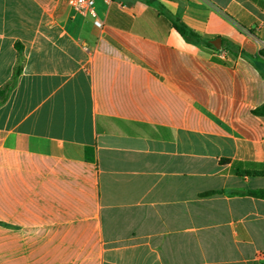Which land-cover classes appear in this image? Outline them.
<instances>
[{
    "label": "crops",
    "instance_id": "obj_1",
    "mask_svg": "<svg viewBox=\"0 0 264 264\" xmlns=\"http://www.w3.org/2000/svg\"><path fill=\"white\" fill-rule=\"evenodd\" d=\"M96 7L0 0V264H264V0Z\"/></svg>",
    "mask_w": 264,
    "mask_h": 264
},
{
    "label": "trees",
    "instance_id": "obj_2",
    "mask_svg": "<svg viewBox=\"0 0 264 264\" xmlns=\"http://www.w3.org/2000/svg\"><path fill=\"white\" fill-rule=\"evenodd\" d=\"M171 23H172V26L176 29V31L188 42L204 44L210 48H214V45L210 42L209 39L205 38L204 36L190 29L180 19L172 20ZM8 88L10 87L7 86L6 89ZM3 93H4V90H0V96H2ZM254 114L264 116V104L260 106L259 108H257L256 110H254ZM213 193L214 192H208L204 195H211ZM247 194L264 200V188L250 190L247 192Z\"/></svg>",
    "mask_w": 264,
    "mask_h": 264
},
{
    "label": "built area",
    "instance_id": "obj_3",
    "mask_svg": "<svg viewBox=\"0 0 264 264\" xmlns=\"http://www.w3.org/2000/svg\"><path fill=\"white\" fill-rule=\"evenodd\" d=\"M97 0H68L69 5L78 13L88 15L92 18L94 25L99 28H104V21L99 16V12L96 7ZM105 3H110L112 0H101Z\"/></svg>",
    "mask_w": 264,
    "mask_h": 264
},
{
    "label": "water",
    "instance_id": "obj_4",
    "mask_svg": "<svg viewBox=\"0 0 264 264\" xmlns=\"http://www.w3.org/2000/svg\"><path fill=\"white\" fill-rule=\"evenodd\" d=\"M211 43L214 45L215 48L220 49L222 45V39L221 38H216L211 41Z\"/></svg>",
    "mask_w": 264,
    "mask_h": 264
}]
</instances>
